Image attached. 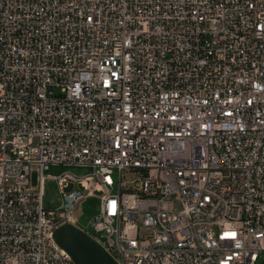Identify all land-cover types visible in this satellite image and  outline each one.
<instances>
[{
  "label": "built area",
  "instance_id": "1",
  "mask_svg": "<svg viewBox=\"0 0 264 264\" xmlns=\"http://www.w3.org/2000/svg\"><path fill=\"white\" fill-rule=\"evenodd\" d=\"M50 165L88 168L56 210ZM65 222L114 264L257 263L264 0H0V264H73Z\"/></svg>",
  "mask_w": 264,
  "mask_h": 264
},
{
  "label": "rangeland",
  "instance_id": "2",
  "mask_svg": "<svg viewBox=\"0 0 264 264\" xmlns=\"http://www.w3.org/2000/svg\"><path fill=\"white\" fill-rule=\"evenodd\" d=\"M53 92L57 93L58 91L54 90ZM65 170L83 174L88 171V168L65 166V165H50L48 169L43 172L44 178L42 181L41 205L44 209L56 210L58 206L60 205L59 193H58L56 183L54 179L46 176V174H48L49 176L57 175L60 172L65 171ZM131 178H133L132 173L123 172V176H122L123 180H129ZM115 180H116V177L114 178V182ZM30 185L36 186V174L35 173L31 174ZM115 191H116V184L114 185V188L112 189V192H115ZM97 194L98 193L87 196L80 203L78 211L73 213V216L75 217L78 225L84 227L87 221L90 218H92V216L96 213L97 207H98ZM256 264H264L263 253L260 254V258Z\"/></svg>",
  "mask_w": 264,
  "mask_h": 264
},
{
  "label": "water",
  "instance_id": "3",
  "mask_svg": "<svg viewBox=\"0 0 264 264\" xmlns=\"http://www.w3.org/2000/svg\"><path fill=\"white\" fill-rule=\"evenodd\" d=\"M52 238L73 264H114L112 257L99 244L71 223L58 225L52 231Z\"/></svg>",
  "mask_w": 264,
  "mask_h": 264
},
{
  "label": "bare ground",
  "instance_id": "4",
  "mask_svg": "<svg viewBox=\"0 0 264 264\" xmlns=\"http://www.w3.org/2000/svg\"><path fill=\"white\" fill-rule=\"evenodd\" d=\"M70 218H71V219H74V216H71Z\"/></svg>",
  "mask_w": 264,
  "mask_h": 264
}]
</instances>
